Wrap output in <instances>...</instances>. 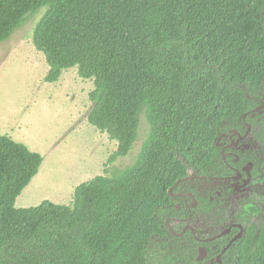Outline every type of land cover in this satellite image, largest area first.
<instances>
[{"label": "trees", "instance_id": "1", "mask_svg": "<svg viewBox=\"0 0 264 264\" xmlns=\"http://www.w3.org/2000/svg\"><path fill=\"white\" fill-rule=\"evenodd\" d=\"M43 9L33 43L46 79L77 68L94 81L89 123L117 141L109 163L130 154L143 114L150 133L135 164L84 182L71 205L24 209L43 156L0 134V264H210L159 242L169 191L190 169L211 175L219 138L264 102V0H0V44ZM238 219L223 264H264V193Z\"/></svg>", "mask_w": 264, "mask_h": 264}, {"label": "rangeland", "instance_id": "2", "mask_svg": "<svg viewBox=\"0 0 264 264\" xmlns=\"http://www.w3.org/2000/svg\"><path fill=\"white\" fill-rule=\"evenodd\" d=\"M45 9L31 16L0 44V134L43 156L39 173L17 199L16 208L49 200L71 205L76 189L97 176L116 177L136 163L150 133L145 114L130 154L110 164L118 143L89 123L93 80L77 68L49 83V65L33 43Z\"/></svg>", "mask_w": 264, "mask_h": 264}, {"label": "flooded vegetation", "instance_id": "3", "mask_svg": "<svg viewBox=\"0 0 264 264\" xmlns=\"http://www.w3.org/2000/svg\"><path fill=\"white\" fill-rule=\"evenodd\" d=\"M217 146L223 159H218L211 175L190 169L187 181L176 192L169 191L170 215L162 226L164 232L159 241L169 249L175 244L196 248L197 260L204 248L206 256L202 261L209 259L210 264H220V255L223 264V255L245 233L238 218L264 193V102L243 115L242 131L224 133ZM222 238L223 245L211 246L219 253L208 258L211 248L206 244Z\"/></svg>", "mask_w": 264, "mask_h": 264}, {"label": "water", "instance_id": "4", "mask_svg": "<svg viewBox=\"0 0 264 264\" xmlns=\"http://www.w3.org/2000/svg\"><path fill=\"white\" fill-rule=\"evenodd\" d=\"M261 108H263V107H261ZM257 111H258V109H257ZM227 233V232H226ZM226 233H223V234H226ZM200 252H201V255L199 256V260L200 261H202L203 259H204V257L206 256V249H204V248H202L201 250H200ZM225 252V250L223 251V253ZM218 262L221 264V255L219 256V259H218Z\"/></svg>", "mask_w": 264, "mask_h": 264}]
</instances>
